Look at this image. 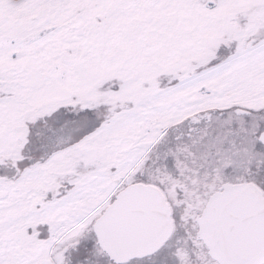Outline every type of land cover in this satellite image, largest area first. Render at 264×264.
I'll return each instance as SVG.
<instances>
[{"label": "snow or ice", "instance_id": "obj_1", "mask_svg": "<svg viewBox=\"0 0 264 264\" xmlns=\"http://www.w3.org/2000/svg\"><path fill=\"white\" fill-rule=\"evenodd\" d=\"M0 264H264V0H0Z\"/></svg>", "mask_w": 264, "mask_h": 264}]
</instances>
